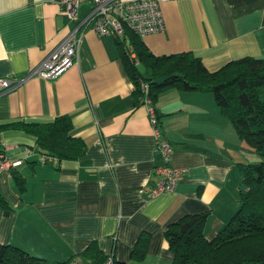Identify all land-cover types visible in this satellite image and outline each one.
Returning a JSON list of instances; mask_svg holds the SVG:
<instances>
[{
    "label": "crops",
    "instance_id": "crops-1",
    "mask_svg": "<svg viewBox=\"0 0 264 264\" xmlns=\"http://www.w3.org/2000/svg\"><path fill=\"white\" fill-rule=\"evenodd\" d=\"M164 32L140 37L154 55L190 52L215 71L246 56L264 57V0H159ZM62 0H0V75L22 76L73 28ZM90 10L83 2L78 17ZM121 49L112 36L85 30L78 60L49 80L33 77L0 96V124L47 123L69 115L81 137L77 160H41L35 136L0 131V152L21 160L20 193L0 174V243L52 262L65 261L96 240L105 255L129 264H170L167 225L186 214L209 212L213 238L240 204L239 164L260 157L239 137L211 92L164 90L154 102L169 164L185 170L173 192L149 196L164 165L146 107L133 95ZM142 232L150 234L142 261L131 258ZM71 264H84L75 257Z\"/></svg>",
    "mask_w": 264,
    "mask_h": 264
},
{
    "label": "trees",
    "instance_id": "trees-1",
    "mask_svg": "<svg viewBox=\"0 0 264 264\" xmlns=\"http://www.w3.org/2000/svg\"><path fill=\"white\" fill-rule=\"evenodd\" d=\"M116 42L125 71L135 85L133 95L138 102L142 103L144 98L141 82L147 83L146 95L153 102L161 92L171 88L211 92L239 137L260 157L259 162L238 165L241 173L239 207L213 238L208 239L204 232L209 212L186 214L167 225L164 238L174 256L170 264H264V57H242L209 71L201 59L190 52L154 55L128 28L124 37L116 38ZM50 123L0 124V131L21 129L35 136L41 155L57 161L77 160L85 154V141L71 135L73 124L69 115L57 116ZM10 175L18 191L23 193L22 175L16 168H11ZM0 205L5 213L9 212L1 195ZM150 238L146 232L139 235L132 247L133 260H143ZM111 256L112 264H129ZM75 257L84 264H105L108 255L96 240L80 253L58 262L32 255L12 244L0 243V264H71Z\"/></svg>",
    "mask_w": 264,
    "mask_h": 264
},
{
    "label": "built area",
    "instance_id": "built-area-1",
    "mask_svg": "<svg viewBox=\"0 0 264 264\" xmlns=\"http://www.w3.org/2000/svg\"><path fill=\"white\" fill-rule=\"evenodd\" d=\"M66 5L69 20L75 25L60 42L36 66L30 68L22 76L15 74L0 75V96L18 88L33 77L55 79L64 74L78 60V48L86 29H92L98 36L123 38L128 28L139 37L164 32L166 30L159 0H62ZM89 2L90 10L83 17H78L81 3ZM133 56V54H132ZM140 88L144 94L142 103L145 105L157 150L164 160V165L155 167L157 180L146 188L149 196L161 192H173L183 177L184 171L169 164L173 148L168 141L161 138L160 120L154 102L148 97V85L141 82ZM54 159L41 156L42 161ZM21 160H10L4 152H0V174L10 175L11 168H16ZM11 176V175H10ZM105 264H112V256L108 255Z\"/></svg>",
    "mask_w": 264,
    "mask_h": 264
},
{
    "label": "bare ground",
    "instance_id": "bare-ground-1",
    "mask_svg": "<svg viewBox=\"0 0 264 264\" xmlns=\"http://www.w3.org/2000/svg\"><path fill=\"white\" fill-rule=\"evenodd\" d=\"M65 115H66V114H65ZM63 116H64V115H63ZM66 116H67V115H66ZM59 117H60V116H59ZM55 119H56V117H55ZM55 119H54V120H55ZM50 122H51V121H50ZM50 122H49V123H50ZM36 124H38V123H36ZM41 124H45V123H41ZM50 124H51V123H50ZM45 155H46V154H45Z\"/></svg>",
    "mask_w": 264,
    "mask_h": 264
},
{
    "label": "rangeland",
    "instance_id": "rangeland-1",
    "mask_svg": "<svg viewBox=\"0 0 264 264\" xmlns=\"http://www.w3.org/2000/svg\"><path fill=\"white\" fill-rule=\"evenodd\" d=\"M141 69H143L142 66H141Z\"/></svg>",
    "mask_w": 264,
    "mask_h": 264
}]
</instances>
